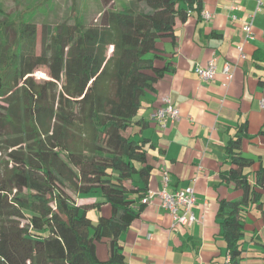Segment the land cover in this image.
<instances>
[{"label": "trees", "instance_id": "1", "mask_svg": "<svg viewBox=\"0 0 264 264\" xmlns=\"http://www.w3.org/2000/svg\"><path fill=\"white\" fill-rule=\"evenodd\" d=\"M112 1L101 0L95 25H43L39 54L24 12L18 21L0 17V264H123L119 238L145 205L154 167L147 159L154 144L126 132L141 124H133L140 97L174 71L159 43L173 42L176 24L203 10L202 0H134L139 9L112 11ZM42 69L47 80L38 82L33 73ZM241 132L245 126L226 145L230 168L222 175L242 197L217 210L227 264L242 252L240 212L264 187V168L253 185L243 173L253 162L240 154ZM93 209L95 222L87 216ZM98 244L108 246L106 261Z\"/></svg>", "mask_w": 264, "mask_h": 264}, {"label": "crops", "instance_id": "2", "mask_svg": "<svg viewBox=\"0 0 264 264\" xmlns=\"http://www.w3.org/2000/svg\"><path fill=\"white\" fill-rule=\"evenodd\" d=\"M255 7V0H238L233 10L230 0H202V10L211 18L191 13L184 23L176 24L173 42L159 43L174 71L165 73L140 97L133 124H141L131 129L135 137L154 144L147 149L148 162L154 166L147 192L162 189L161 172L166 170L168 193L193 188L195 221L190 226L174 224L157 199L139 211L136 205L138 217L119 238L123 264L226 262L217 210L220 201L242 197V190L222 175L230 168L226 145L240 126H245L240 154L253 162L243 170L250 185L255 170L264 168V106H260L264 100V7L254 14ZM246 23H251L249 39L242 30ZM211 59H215L216 73L211 81L203 82L194 70L206 67ZM226 64L233 74L231 80L221 72ZM164 99L178 109L179 117L161 128L152 115ZM257 189L259 200L240 212L243 235L238 264H264V187ZM101 209L108 215L106 206ZM96 256L106 261L108 246L98 244Z\"/></svg>", "mask_w": 264, "mask_h": 264}, {"label": "rangeland", "instance_id": "3", "mask_svg": "<svg viewBox=\"0 0 264 264\" xmlns=\"http://www.w3.org/2000/svg\"><path fill=\"white\" fill-rule=\"evenodd\" d=\"M108 10L117 11L122 8L133 5L135 10L140 5L134 0H113ZM101 0H0V17L9 20L18 21L24 12V22L36 26V54L40 53V30L43 25L51 29L60 28L65 25H73L75 22L82 23L85 27L97 24L99 14L102 10ZM4 14V15H3ZM3 15V16H2ZM15 23V27H17ZM112 49L109 48L107 56H110ZM46 69L37 70L33 73L36 81L47 80ZM78 119H81V112L78 111ZM132 129L126 132V135L132 134ZM82 198V199H81ZM78 198L75 201L78 204H89L95 198ZM81 199V200H79ZM86 199V200H85ZM87 216L92 222L99 217L97 210H89Z\"/></svg>", "mask_w": 264, "mask_h": 264}, {"label": "built area", "instance_id": "4", "mask_svg": "<svg viewBox=\"0 0 264 264\" xmlns=\"http://www.w3.org/2000/svg\"><path fill=\"white\" fill-rule=\"evenodd\" d=\"M238 0H230L231 2V10L235 9L236 2ZM256 7L254 14L259 12L264 7V0H255ZM252 15L251 18H253ZM201 17L205 20L211 18V14L207 11L201 12ZM235 19V16H232ZM243 32L245 33V37L247 39L251 38V23H246L242 27ZM241 50V49H240ZM242 57H244L242 55ZM215 59H211L206 67H196L195 73L198 78L203 82H209L213 79L215 75ZM222 74L225 76L227 80L232 79V72L230 70V66L226 64L222 68ZM260 106H264V100H261ZM179 117L178 109L171 106L168 99H164V105L158 108L152 115V118L164 128L167 122H173L177 120ZM168 172L163 170L161 172V184L162 189L158 191L147 192L146 198L142 200L144 204L152 203V200L157 199L159 201V207L166 210L172 217L173 223L182 225V226H190L194 223L195 218L192 214V207L195 202L194 191L191 186L186 187L184 189L177 190L173 193H168L165 189L168 184ZM229 262V257L224 264Z\"/></svg>", "mask_w": 264, "mask_h": 264}]
</instances>
